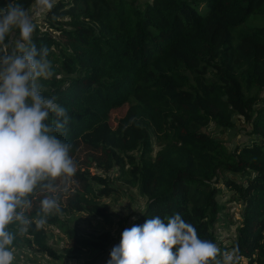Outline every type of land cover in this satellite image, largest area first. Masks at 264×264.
Returning <instances> with one entry per match:
<instances>
[{
  "label": "trees",
  "instance_id": "obj_1",
  "mask_svg": "<svg viewBox=\"0 0 264 264\" xmlns=\"http://www.w3.org/2000/svg\"><path fill=\"white\" fill-rule=\"evenodd\" d=\"M259 19L264 0H54L44 17L49 30L37 25L33 41L49 49L54 75L41 80L43 95L67 110L68 132L60 138L78 164L60 213L110 224L113 212L101 199L121 192L106 176L117 168V179L147 198L130 228L180 212L200 239L221 252L238 249V264H264V24H249ZM237 121L243 127L235 146L203 132L211 122L233 131ZM226 194L239 207L237 234L227 244L215 229ZM41 198L33 199V223L12 249L29 244L54 260L96 263L111 232L85 235L57 214L37 228ZM50 226L68 237L63 252L48 243Z\"/></svg>",
  "mask_w": 264,
  "mask_h": 264
},
{
  "label": "clouds",
  "instance_id": "obj_2",
  "mask_svg": "<svg viewBox=\"0 0 264 264\" xmlns=\"http://www.w3.org/2000/svg\"><path fill=\"white\" fill-rule=\"evenodd\" d=\"M53 7L54 0L0 7V264H13L14 241L33 223L27 215L33 199L42 196L34 218L39 228L61 212L60 194L77 171L72 145L60 138L68 132L67 110L43 95L41 80L54 75L49 49L33 41L36 15ZM237 253L200 239L175 212L126 228L108 264H238Z\"/></svg>",
  "mask_w": 264,
  "mask_h": 264
},
{
  "label": "rangeland",
  "instance_id": "obj_3",
  "mask_svg": "<svg viewBox=\"0 0 264 264\" xmlns=\"http://www.w3.org/2000/svg\"><path fill=\"white\" fill-rule=\"evenodd\" d=\"M143 1V0H141ZM46 12L38 13L35 17V25L39 26L40 30H49L48 23L44 20ZM65 21L68 19H64ZM254 26H261L264 24L262 19L254 20L249 23ZM55 36H58L57 32L50 31ZM126 111V107L113 111V119L121 117ZM243 127V122L237 121L236 128L233 131H222L215 123L211 122L208 127L203 129V132L214 136L218 139L223 140L226 144L231 147L235 146L237 140L241 139L242 135L239 130ZM160 147L155 146V151ZM139 155L138 152H135ZM83 153H81L80 161L83 159ZM76 167L78 166L77 163ZM92 173L103 174L97 168L91 169ZM119 175L118 169L115 168L111 170L106 176L110 181L121 188V192L116 195H111L110 197L101 199L102 202L107 203L113 212L112 222L107 224L104 219L96 217L87 213H75L72 215L61 214L60 212H53L51 214H57L63 220H66L71 226L75 227L79 233L89 235L90 233L100 234L106 231L111 232L113 236V242L108 248V250L100 256L98 261L94 264H108L110 260V253L114 246L119 245L121 240L122 232L126 228H130L132 218L143 211L146 207L147 198L143 195L137 187H129L122 184L121 180L117 179ZM74 182L69 181L67 184V190L62 192L60 195L67 193L68 191L74 190ZM230 195L226 194L224 198H221V202L225 205V209L221 214V220L216 225L215 229L218 232L220 241L228 243L237 234V217L239 207L235 203L228 204L225 198ZM65 198V197H64ZM64 200V199H63ZM44 228V226H42ZM47 232V240L50 245H52L57 251L63 252L65 247H70V242L65 233L59 229L57 226L45 227ZM26 237L33 240L34 236L32 234H27ZM34 244V242H33ZM15 260L13 264H87L85 258L79 256H64V258L59 260H54L47 255L39 253L36 251L35 247L29 244H21V247L13 250ZM243 264H247V260H243Z\"/></svg>",
  "mask_w": 264,
  "mask_h": 264
}]
</instances>
